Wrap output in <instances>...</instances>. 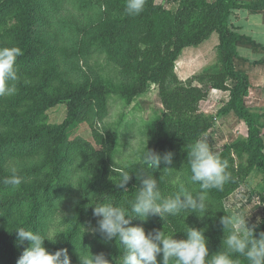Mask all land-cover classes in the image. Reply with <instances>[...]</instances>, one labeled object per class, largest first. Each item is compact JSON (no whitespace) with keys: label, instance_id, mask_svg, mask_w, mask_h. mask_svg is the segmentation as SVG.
<instances>
[{"label":"trees","instance_id":"trees-1","mask_svg":"<svg viewBox=\"0 0 264 264\" xmlns=\"http://www.w3.org/2000/svg\"><path fill=\"white\" fill-rule=\"evenodd\" d=\"M198 1L185 0L172 12L162 0H144L143 10L129 15L127 0H0V48L19 47L23 53L16 60V94L0 96V178L9 177L13 168L23 178L18 187L3 184L8 193L0 195V264H17L29 246L18 239L19 228L48 238L56 235L45 239L44 247L49 252L66 248L71 264H81L80 255L101 252L109 264H122L123 246L99 232L95 206L112 203L135 216L131 206L144 175L157 179L165 198L180 184L199 190L189 182L188 160L192 146L213 126L212 117L200 110L208 91L182 83L175 62L184 47L200 44L212 30L219 34L221 71L216 76L220 80L208 82L229 91L218 114L233 112L247 128L246 137L217 153L227 160L230 179L222 189L208 192L205 214L131 217L130 226H142L146 233L164 231L175 239H186L187 227H194L204 231L209 257L227 250L228 231L220 222L230 211L226 200L253 169L261 172L264 185V112L247 106L250 79L234 62L238 41L252 39L232 26L231 15L238 9L264 11V2ZM97 51L118 68L120 98L130 102L155 83L164 104L161 117L143 129L137 158L126 164L116 161L117 135L104 123L110 89L90 63ZM59 104L65 105V116L51 123L48 111ZM82 121L89 124L94 143L68 138V128ZM147 151L160 156L171 152L172 164L146 165ZM236 155H246L247 163L238 164ZM125 172L131 176L127 190L116 185ZM260 198L264 203V191ZM257 225L258 238L264 232V206ZM91 228L97 229L95 234ZM235 258L248 264L244 257ZM161 260L162 254L158 264Z\"/></svg>","mask_w":264,"mask_h":264},{"label":"clouds","instance_id":"clouds-1","mask_svg":"<svg viewBox=\"0 0 264 264\" xmlns=\"http://www.w3.org/2000/svg\"><path fill=\"white\" fill-rule=\"evenodd\" d=\"M144 0H127L126 12L137 15L143 10ZM19 47L0 48V96H13L17 92L16 70L17 57L22 55ZM173 154L168 152L163 156L147 151L144 157L146 165L158 168L163 162L172 164ZM190 177L189 182L198 184L199 190L189 191L184 184L178 185L175 194L162 197L158 181L151 175H144L141 186L134 203L131 206L132 216L128 211L112 203H103L95 206L93 215L100 217L97 221L98 230L106 241L117 239L123 246L124 254L122 264H158L157 256L162 254L159 264H240L237 255L244 257L248 264H264V232L255 236L257 224L249 225V214L233 209L221 218V224L228 234L224 240L226 251H219L209 257L207 239L202 229L187 227L186 239H175L173 234L164 231L152 230L146 233L142 226H130V218L138 217L146 220L150 215L164 217L176 216L182 212L206 213L209 208L208 192L212 189H222L230 179L227 171L228 162L213 152L209 145L198 140L189 153ZM131 179L129 173L121 174L116 183L118 188L127 190L126 186ZM23 178L13 168L11 175L3 181L5 185L18 187ZM239 205H237V209ZM95 234L97 229L91 228ZM18 239L27 240L29 246L24 249L17 260V264H71V258L66 248L49 252L44 247L45 239L54 240L55 236L48 238L38 232L25 228L16 230ZM81 264H109L103 252L96 255H80Z\"/></svg>","mask_w":264,"mask_h":264},{"label":"rangeland","instance_id":"rangeland-1","mask_svg":"<svg viewBox=\"0 0 264 264\" xmlns=\"http://www.w3.org/2000/svg\"><path fill=\"white\" fill-rule=\"evenodd\" d=\"M184 1L162 0V3L165 9L176 12L183 5ZM256 1L264 2V0H238L239 3H253ZM198 2L201 4L202 0ZM259 12L264 13V11ZM232 15L231 21L234 20V22L240 16L235 11ZM246 15L247 13L244 12L243 16L245 17ZM232 26L236 28L234 24ZM248 34L264 44L263 31L252 33L256 37L250 33ZM218 43L219 34L216 30H212L210 35L200 44L188 45L183 48L179 58L175 62V72L182 83L198 85L202 87L204 92L210 91L212 87L208 82L209 78L216 77L221 71ZM90 63L101 74L110 89L109 113L104 123L109 130L115 132L117 135L118 152L116 161L120 164L129 163L138 156L137 153L144 139L143 129L155 124L165 110L158 85L149 83L146 90L136 95L130 102H126L120 98L116 90L119 86V75L115 63L105 53L99 51L91 55ZM217 79L220 80L219 77ZM215 98V96L211 95V99ZM207 104L201 105L200 110L202 112L206 111V115L212 117L213 128L211 127L210 132L204 138H200V140L205 141L213 152L218 153L232 141L245 137L244 134H246L247 128L244 122L241 125L228 115L226 117L225 115H219L216 107H210L209 102ZM64 116V104H59L48 111V120L51 123H60ZM67 134L69 139L78 137L94 143L90 126L86 121L72 125L68 128ZM236 160L238 164L247 163L246 155L237 156ZM3 181L4 179L0 178V185L2 186L4 184ZM263 186L261 172L258 169H253L245 177L240 187L228 197L226 200L227 207L230 211L236 209L244 212L246 215L249 214L247 217L249 225L257 224L263 216L264 203L260 198L264 191ZM3 188V191L0 190V195L8 193V189L4 186ZM237 205H239L238 209Z\"/></svg>","mask_w":264,"mask_h":264},{"label":"crops","instance_id":"crops-1","mask_svg":"<svg viewBox=\"0 0 264 264\" xmlns=\"http://www.w3.org/2000/svg\"><path fill=\"white\" fill-rule=\"evenodd\" d=\"M235 12L236 14H240V16H238V19H236L235 22L232 20V24H234L236 29L241 34L250 37L252 41H249L246 38H241L238 41V56L235 57L234 62L236 67L242 71H245L250 79L251 86L249 90V96L246 97L247 106L251 110L261 113L264 112V44H262L259 40L249 36L248 33L256 37V35L252 33H259L260 31L264 32V13L256 11L253 12L252 10L247 9H238L235 10ZM244 12L247 13L245 17L243 16ZM228 84L233 86L234 82L230 80L228 81ZM211 95L215 96L216 98L211 99ZM228 99L229 91L211 88L207 97L200 101V106L203 104L208 105L207 103L209 102L210 107H216L217 111H219V109L228 101ZM226 115L234 118L237 123L242 125L243 121L234 115L233 112H230ZM261 122L264 125V116L262 117ZM210 130L211 128L203 135V138L210 132ZM244 136H247V130Z\"/></svg>","mask_w":264,"mask_h":264}]
</instances>
